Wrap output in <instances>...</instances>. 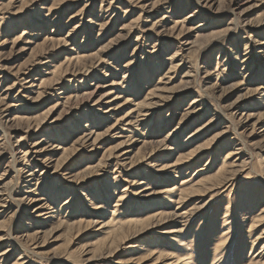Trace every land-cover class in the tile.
I'll list each match as a JSON object with an SVG mask.
<instances>
[{"label":"rangeland","instance_id":"obj_1","mask_svg":"<svg viewBox=\"0 0 264 264\" xmlns=\"http://www.w3.org/2000/svg\"><path fill=\"white\" fill-rule=\"evenodd\" d=\"M263 214L264 0H0V264H262Z\"/></svg>","mask_w":264,"mask_h":264},{"label":"bare ground","instance_id":"obj_2","mask_svg":"<svg viewBox=\"0 0 264 264\" xmlns=\"http://www.w3.org/2000/svg\"><path fill=\"white\" fill-rule=\"evenodd\" d=\"M129 81H132V79L131 80H129ZM127 100V99H126ZM77 102V101H76ZM128 102V101H127ZM140 112V111H139ZM137 113V112H136ZM139 116H142V114H138V116H136V118H138ZM133 117H135V116H133ZM128 118V117H127ZM79 120V119H78ZM134 120L135 119H133L132 121L134 122ZM129 121V120H128ZM130 121H131V119H130ZM121 123H122V121H121ZM127 123V122H126ZM128 124V123H127ZM126 124V125H127ZM130 124V123H129ZM136 124H138V123H136ZM131 125V124H130ZM123 126V125H122ZM92 136V133H85V134H83L81 137H79V139H78V141H81V139H88L89 137H91ZM97 136L94 138V140H97ZM231 154V153H230ZM26 155V153L24 154V156ZM228 158H230V155H229V153L228 154H226V157L224 158L225 159V161L228 159ZM116 163H117V161H116ZM133 164H134V162H132ZM225 170V169H224ZM228 171V170H227ZM221 172H222V169H221ZM33 174V173H32ZM29 176V175H28ZM223 182V181H222ZM177 192H178V190H174V188H171V189H169V190H167V191H159V193L158 194H165L166 196H164V197H162V198H164V200H166L167 201V203L170 201V198L169 197H173V198H175L176 197V195H177ZM168 196V197H167ZM181 198L179 199V200H182L183 198H182V196H180ZM169 198V199H168ZM124 198L123 197H121V198H119L118 200L119 201H122ZM71 200H68V203L70 202ZM171 202V201H170ZM182 202V201H181ZM67 204V203H66ZM65 204V205H66ZM160 203H155L154 205H152V204H148V205H146V206H143L144 208H141L140 210L142 211V212H145V210L149 207V208H152V207H159L160 205H159ZM94 206V205H93ZM70 208V206H68V209ZM92 208H94V207H92ZM96 209H98V207L96 208ZM149 210V209H148ZM93 211H96L95 209L93 210ZM117 210H113L112 212H111V216H112V218H110L107 222H105V223H103V222H101L102 224H100V226L98 227V229H106V228H108L107 230H110V232H105L106 233V235H104L103 237H104V239H102L101 241H99V243H98V245H100V247H101V244H103L105 247H108V249H107V251H106V253H108V254H111L112 255V253H113V251H111V249H112V246H113V248L114 249H117L119 246H117V244L118 243H120V244H124L125 242H127L128 241V239H133V238H135L138 234H140L141 233V231H138V230H136L135 229V227L139 224V223H141V219H136V220H132V219H129V218H126V219H124V220H115V218H113V216H115V215H117L115 212H116ZM192 214V213H191ZM42 215H45V214H42ZM187 215V214H186ZM185 215V216H186ZM184 216V217H185ZM148 217V216H147ZM147 217H145V221L146 222H148V224H147V226H146V229L148 228V227H152L153 226V228H155L156 226H160V225H162V223H164L165 221L164 220H166L167 218H170V215L169 214H167V213H165V212H163V211H160V212H158V213H155V215H153V217H151V219L152 220H150V217L149 218H147ZM263 217H264V214H263V216H261V215H258V218H260V219H263ZM85 223H87V225H91L92 223H90L89 221H87V222H85ZM97 229V230H98ZM101 233H103V230L101 231ZM165 233H167L168 235H170V234H173L174 233V231L173 230H169V231H167V232H165ZM181 236V235H180ZM175 237H177V235H175ZM260 237V236H259ZM258 237V239L256 240L255 239V241H254V243H252V245H255V242L257 243L259 240H260V238ZM224 239V238H223ZM174 240V239H173ZM223 242H226L225 240L223 241L222 240V242H220V244L221 243H223ZM174 243H179L180 244V247L182 248H180V250H181V252H185V256H180L181 258H179V259H182V261H180V263L181 264H188V262H187V259H189V258H187L186 257V250H187V244L182 240H177L176 238H175V240H174ZM227 243V242H226ZM155 244V243H154ZM219 244V245H220ZM218 245V244H217ZM218 245V246H219ZM223 245V244H222ZM222 245H220L219 247H221ZM134 246H130V245H127V247L126 248H128V249H130V248H133ZM263 248V247H262ZM185 250V251H184ZM263 251V250H262ZM261 252V251H260ZM158 256L156 257V259H158L159 257H160V255L163 253V251H158ZM104 253L103 252H101L98 256H96L95 254L93 255V256H91L90 258H88V259H86V261L88 262V263H90L89 262V260H91V261H93L96 257H98L96 260H98V259H104L103 258V255ZM259 254V253H258ZM261 255V254H260ZM178 258H176L175 259V261H178L179 260ZM253 259V258H252ZM255 259V258H254ZM253 259V260H254ZM142 261V260H141ZM140 261V262H141ZM264 261V260H263ZM263 261H262V264H264L263 263ZM251 262V261H250ZM255 262V261H254ZM253 262V263H254ZM256 263H257V261H256ZM259 264H261V261L259 262Z\"/></svg>","mask_w":264,"mask_h":264}]
</instances>
